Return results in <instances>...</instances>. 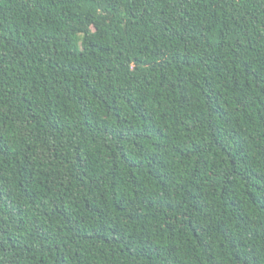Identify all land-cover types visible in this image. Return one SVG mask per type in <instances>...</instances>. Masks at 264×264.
<instances>
[{"label": "trees", "instance_id": "obj_1", "mask_svg": "<svg viewBox=\"0 0 264 264\" xmlns=\"http://www.w3.org/2000/svg\"><path fill=\"white\" fill-rule=\"evenodd\" d=\"M0 264H264V0H0Z\"/></svg>", "mask_w": 264, "mask_h": 264}]
</instances>
